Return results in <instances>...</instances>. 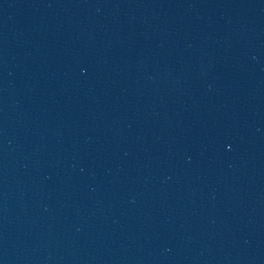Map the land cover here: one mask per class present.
<instances>
[{"label": "water", "instance_id": "obj_1", "mask_svg": "<svg viewBox=\"0 0 264 264\" xmlns=\"http://www.w3.org/2000/svg\"><path fill=\"white\" fill-rule=\"evenodd\" d=\"M0 264H264V0H0Z\"/></svg>", "mask_w": 264, "mask_h": 264}]
</instances>
